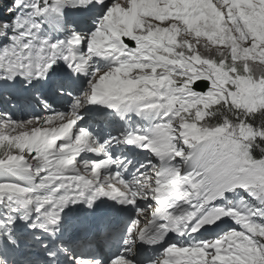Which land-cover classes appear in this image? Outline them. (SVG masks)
<instances>
[{
  "label": "rangeland",
  "instance_id": "obj_1",
  "mask_svg": "<svg viewBox=\"0 0 264 264\" xmlns=\"http://www.w3.org/2000/svg\"><path fill=\"white\" fill-rule=\"evenodd\" d=\"M79 2L77 0H73L71 2V5H76V3ZM136 4H135V3ZM135 4V5H134ZM143 4V3H142ZM141 4V5H142ZM47 5V3H46ZM140 5V6H141ZM53 6V4L51 5ZM59 6V5H58ZM62 6V5H61ZM139 2L137 0H110L108 4V8L114 7V19L110 20H105L102 23L99 24L98 28L102 26H108V28L112 31V33L117 34L118 32H121L122 34L125 35H131V40H133L135 43H137L138 47H140V52L139 54H136V59L143 58L147 59V57L150 55V50L152 47L155 45V49L152 51L153 53L156 51L158 56H164L162 58V61L164 63H167L170 68L172 69H178L179 65V60L182 58L179 56V54L173 53V50H170V52L167 49H162L160 46H167L170 48H175L179 45V40L180 39H186L189 42L196 43V49L195 52L201 49L200 53L204 54L205 56H209L210 52L216 51V50H224L222 53H226L228 49V45H235L233 44L234 38L236 37L234 34L233 28L230 27H222L218 26L223 33L224 37L223 39H216L215 42H211L215 37V28L212 25V23L208 20H205L201 17L203 15H196L195 13L191 12H186V9L180 10V7H174L173 9H168L163 7L162 9H150L148 12H144L140 10ZM117 7V8H116ZM50 11V10H49ZM48 11V12H49ZM168 11L169 16L164 19L161 18L163 16L164 12ZM2 19L0 22L2 25L6 22V17L7 14L0 11ZM51 15L55 16L60 19L54 12H50ZM59 16L61 13H57ZM109 14H107V17ZM100 15H96L95 19L100 18ZM185 17H191L190 19H182ZM148 19V20H145ZM145 20V21H144ZM151 23L153 26H150L148 23ZM147 23L146 26L148 27L146 29L142 28L141 25ZM139 24V25H138ZM2 25H0V28H4ZM90 25V24H89ZM89 27V26H88ZM96 29V30H97ZM237 29V28H235ZM95 30V31H96ZM170 30V33L169 31ZM111 31H108L105 29V35L104 37H98L95 39V43L99 44L104 38H108L109 35L111 34ZM55 32H58L55 30ZM80 33V28H77L75 31V34L78 35ZM174 33H179V40L176 38H173L172 36ZM95 34V32H94ZM250 35L249 36H244L243 39L240 42V46H236L235 51H231V56L235 58L236 60L240 61L243 63V57L246 55L250 56H257L260 57L261 54L264 55V34L251 29L250 30ZM101 35V33H100ZM217 38V37H216ZM103 39V40H102ZM161 42L162 44L159 43L156 44V41ZM103 43V42H102ZM134 43V46H135ZM119 47L123 50L126 49V47L122 44L119 45ZM93 45L89 46L87 50V54L84 51L83 56L88 57L89 60H92L91 57V51H92ZM136 51V50H135ZM142 51V52H141ZM132 53H127L125 57H129L128 62H129V67L128 71H125L124 74L128 76L131 80L134 77L135 74V67L138 65L135 63L134 56H131ZM113 56H115V50L113 51ZM146 56V57H144ZM115 61V58L113 59V62ZM94 62V61H93ZM264 64V59L262 60ZM116 63V62H114ZM246 64H248L246 62ZM131 65V67H130ZM140 66V65H139ZM252 70L254 72H263L264 69L259 66L258 64L252 62L250 64ZM103 67V68H102ZM140 69L142 68V65L140 66ZM154 67L151 68L153 70ZM101 72H107V74H101L99 79H102L103 82H108L111 79H117L119 84H120V77L119 75L122 74V72H119L118 68L110 65L108 66L107 64H103L99 71H96V74H93V79H96L98 77L99 73ZM179 72L182 73L183 75L187 72L188 75H191V79H197V78H203L206 80H211V83H209V97L213 98L214 95L218 94V92L221 91H226L228 94H233V96H238L240 98V103L242 104H248L252 100L253 95L259 96L260 94L264 93V85H253L255 81H257V77L253 81H248L247 84H249V91H247V94L245 97L241 98L242 95H237L233 93L231 90H229L226 86L222 85V79H221V73L216 72L213 68L206 64H201L199 65L198 69L192 71L190 70L189 67L183 66L182 69L179 68ZM112 73L114 75H112ZM102 75H105L102 77ZM111 76V79L109 80V77ZM187 77V81H189V77ZM125 78V77H123ZM174 78H177V75H175ZM179 78H181V74H179ZM97 80L92 83H88V87L90 88L91 86H97L100 84V80ZM235 85H239V81H236L234 83ZM119 86V85H118ZM117 85L113 84L111 85V91L114 93L116 91ZM151 93V91L148 88H145L144 91L142 92L141 90L137 91V94L141 100L145 99V94ZM143 104H145L143 102ZM203 104L202 99L199 98L195 101L194 107H197L199 105ZM146 105V104H145ZM205 105V104H204ZM154 107V106H153ZM157 107V108H156ZM154 107V110L156 112H159V104ZM4 113L2 104H0V132L2 130H5L8 133H20L23 131L24 133L29 130L31 127H36L37 125L34 124L33 122L30 123H9L4 120L1 115ZM7 122V123H6ZM174 122L170 121L169 126L174 127ZM5 124V125H4ZM180 124V123H179ZM179 124H175V130H174V135L175 138L180 137V134L186 135L187 140H190V142H194L196 140H199L200 138L203 139L201 140V143L197 141V144L195 146L199 147L201 150H203V153L201 154L200 158L198 157H191L189 159L183 157L180 158L179 160H174L171 162V164H177L180 168V171L182 172L180 176L176 178V180H180L182 176H190L191 179L195 184H198L202 186V192L203 194L201 195L200 201H199V210L201 212H197L199 216V220L202 221V223H206L209 221L215 220L217 217H229V221L231 222V228L228 229L223 235H221L218 239V243L216 244L215 242L208 243V246L203 247V249L206 251V257L207 261L212 260L214 264H218V261L223 259L224 262H227L229 258V262L234 261L233 264H238L237 263V258L240 256L241 252L237 254H234L235 256H232V252L230 255L225 256L229 250L227 247L228 241H232V246L234 242L239 241V237L242 236L243 231L246 230L248 231L245 233L244 236V242L246 244H250L252 242V239L255 234H256V221L254 220L253 217L249 218L251 213L245 212L243 209V205H238L237 199H235V205L232 208L231 204H227L222 200H219V194L215 195V191L221 190L223 186L225 188H231L232 190L234 189L235 191H239V195L242 199H246L248 203H251L254 206L259 205L261 201H263L262 194L263 191L261 188H264V169L262 167H259L258 164L255 163H249L245 158H243V155L240 153V148L237 147L236 143L238 139L236 137H233L230 133L226 132L223 129H219L217 133L212 134V135H204L205 133L202 132V130H192V129H187V130H182L179 127ZM147 124L145 123V126ZM154 128L156 130H159V133L156 132H151L152 134L151 137L153 138V141L157 140H163L161 136H163L166 133H163L162 130H160V127L157 125H154ZM161 135V136H160ZM21 137H24L21 135ZM220 142L222 145H224L227 149L226 153H223L222 150L223 148H217L216 145L217 143ZM204 145V146H203ZM235 145V146H232ZM212 146H214L215 149V154L214 156L218 155H223L225 158L226 156L230 158V165L225 164L224 165V176H222L221 180H223V183L216 184L212 180V175L209 172L210 166L205 167V160L206 157H208V152L211 151ZM198 150V148H194ZM186 151H188V146L186 148ZM242 151V150H241ZM10 160H14L16 158V155L10 157L9 155L6 157ZM6 161V162H8ZM222 160L216 161L215 164L211 165L213 167L214 165H217L221 163ZM33 163V162H30ZM235 165L238 166L237 168V173L235 174V177L229 182L226 183V179L230 180L228 173L225 172V170L229 169H235ZM150 167V164H149ZM217 171V169H216ZM174 172V171H173ZM38 174V173H36ZM246 178V179H245ZM252 183V184H251ZM57 184V179H54L52 183H48L44 181L42 184H38L34 186L33 192L30 193V198L31 199H47L52 196V191L50 188L45 187L47 185H55ZM44 186V187H42ZM22 189V190H29V187L27 183L22 179L19 182H16L7 178L5 175L0 173V189ZM135 192L137 193L140 199H145L146 194L143 191V188L141 186V180H137L134 182L133 187H132ZM212 206V209L209 210L208 207ZM148 208V204L145 206ZM214 207V208H213ZM228 212H226L224 209ZM258 208V206H257ZM264 209V208H261ZM260 215H264V211L258 210ZM6 215L8 213L5 211L3 212L0 210V222L3 224V227L0 226V238L2 241H5L6 235H8L7 232V222H6ZM245 217L247 219V222H245ZM249 219H248V218ZM262 217V216H261ZM11 220V219H10ZM263 223H264V218H263ZM262 237V236H259ZM221 238H226L225 241V246L219 244L221 241ZM219 244V245H218ZM257 244V243H256ZM254 244L253 247L256 246ZM258 244H260L262 247H264V240L262 241L261 238L258 239ZM240 249V247H239ZM248 254V252H247ZM228 257V258H227ZM229 264V263H228ZM242 264V263H240Z\"/></svg>",
  "mask_w": 264,
  "mask_h": 264
},
{
  "label": "trees",
  "instance_id": "obj_2",
  "mask_svg": "<svg viewBox=\"0 0 264 264\" xmlns=\"http://www.w3.org/2000/svg\"><path fill=\"white\" fill-rule=\"evenodd\" d=\"M11 2L12 0H0V7L8 10L7 8ZM5 31V28H0V36L2 34L0 37V48L3 46L4 39L1 38L5 37ZM195 49V45L190 43L182 47V49H179L184 56L183 62L185 61L187 64H191L189 60L194 61L196 58L199 61L206 60L208 63L209 61H213V63L221 64L222 67L225 65L227 69L233 67V62L229 59V55L225 54L224 56L219 54L212 56L211 53L207 57L200 53L199 50L195 52ZM240 70L241 67L236 69V73ZM245 75L250 76V73L245 72ZM256 77L254 76V79ZM262 79H264V71L259 75V80ZM209 107L200 105L196 111L183 113L180 117V126L188 124V129L202 130V132L206 133L223 129L233 137L239 139L245 160L249 163L258 164L259 167L264 166V104H260L259 106L242 104L238 96H227L221 105H213L210 109ZM190 140L185 139L188 145H194ZM5 146L11 145L8 143ZM8 153V148L0 149V159H4ZM262 168L264 169V167ZM226 182H228L227 179ZM261 190L263 191V201L259 203V209L264 208V188H261ZM258 255L259 257L255 263L264 264V249Z\"/></svg>",
  "mask_w": 264,
  "mask_h": 264
},
{
  "label": "snow or ice",
  "instance_id": "obj_3",
  "mask_svg": "<svg viewBox=\"0 0 264 264\" xmlns=\"http://www.w3.org/2000/svg\"><path fill=\"white\" fill-rule=\"evenodd\" d=\"M47 3V0H42V3L38 2L36 4L33 5V10L39 8L41 11H43V4ZM24 8V5L20 3V0H13V4L12 6L8 9L9 13H12L14 12L16 9H23ZM20 16L17 15V17L13 20L12 22V26L15 25L17 19L19 18ZM4 28H7L8 25L5 23L4 25H2ZM54 65V64H53ZM52 65V67H53ZM68 66L71 68V66L68 64ZM51 67V68H52ZM48 73V72H47ZM46 73V74H47ZM0 74H5L4 70L3 69H0ZM46 74L43 76L45 77ZM21 77H23L22 75H20ZM16 77V76H15ZM13 77V78H15ZM42 77V78H43ZM41 79V77L39 75H37V77L34 79ZM29 82H31L32 80H28ZM87 187V186H85ZM94 188L99 191V197H107V198H110V199H116L115 197H113L112 193L110 191H107V190H101V189H104V185L103 183H100V184H96L94 185ZM65 191H68V189H65ZM76 194L79 195V196H82L83 199L82 200H77V199H73L71 202L69 203H77V202H81V201H85L87 203V206L89 208H91L93 206V203L95 201V199H92L90 197L92 196H95V191H93V189H88L87 192L85 191H82L80 190L79 188L76 189ZM68 203V204H69ZM67 204V205H68ZM66 207V206H65ZM62 208V210H59V213H61L64 208ZM143 210H138V214L137 216L139 215L140 212H142ZM60 216V215H59ZM140 224V221L139 219H136L132 224H131V227L128 229V235H131V233L134 231L135 228H137ZM125 243L128 245L129 241H125ZM127 260L123 255L122 256H119L117 258H115L113 261H112V264H123V262ZM80 261L79 259H77L76 261V264H80ZM128 261V260H127ZM129 264H130V261H129Z\"/></svg>",
  "mask_w": 264,
  "mask_h": 264
},
{
  "label": "bare ground",
  "instance_id": "obj_4",
  "mask_svg": "<svg viewBox=\"0 0 264 264\" xmlns=\"http://www.w3.org/2000/svg\"><path fill=\"white\" fill-rule=\"evenodd\" d=\"M77 1H82V0H77ZM48 4H53V6L54 7H57L58 5L59 6H61V3H59V2H54V1H52V0H50V1H47V5ZM136 4V3H135ZM134 4V5H135ZM72 6H74V4L72 5ZM50 12L51 11H49L48 12V16H47V19L49 20V22H50V24L52 25V26H54L55 27V30H57L58 31V29H57V27H58V25H59V20H58V18L57 17H55V16H53V15H51L50 14ZM59 18H60V16L62 15V13H61V15L59 16L57 13H55ZM224 14V13H223ZM222 21V19L221 20H219L218 21V23H220ZM139 25V24H138ZM37 33H35V34H33L34 36L36 35ZM123 41V38H122V40H121V42ZM115 58V61L114 62H117L118 61V59L116 58V56H113V59ZM129 58V57H128ZM139 58H140V56H139ZM112 59V60H113ZM125 71H127V70H125ZM113 75V74H112ZM115 76V75H114ZM124 76H127V75H125L124 74V72H122V74L121 75H119V77H117L118 79L120 78V77H124ZM116 77V76H115ZM124 112V110L123 109H121L120 108V110H119V113H123ZM118 113V114H119ZM101 114H102V110L101 109H95V110H92L91 112H89L84 118H85V120H90V119H93V120H98L100 117H101ZM118 122H120V121H118ZM16 132V131H15ZM19 136H21V135H19ZM4 137L5 138H7V135H1L0 134V142H2V141H4ZM131 163V162H130ZM164 170V169H163ZM161 193H164V192H161ZM177 193H179V192H177ZM161 205V204H160ZM159 223V222H158ZM179 223H180V227H182L183 228V232H184V230L186 229V227L184 226V224H183V222H179V219H177V226L179 227ZM42 237H46V236H42ZM259 238H261V240L263 241L264 240V234L262 235V237H258V239ZM191 240H193V238H191ZM193 243V242H192ZM167 251L168 252H173V253H175V254H178L179 255V250H177V249H173L172 247H168V249H167ZM186 258L187 257H181L180 259H179V257L177 258V260L179 261V262H181V263H186V262H188L189 260H186Z\"/></svg>",
  "mask_w": 264,
  "mask_h": 264
},
{
  "label": "water",
  "instance_id": "obj_5",
  "mask_svg": "<svg viewBox=\"0 0 264 264\" xmlns=\"http://www.w3.org/2000/svg\"><path fill=\"white\" fill-rule=\"evenodd\" d=\"M194 88L195 89L200 88L202 90L201 82H197Z\"/></svg>",
  "mask_w": 264,
  "mask_h": 264
}]
</instances>
